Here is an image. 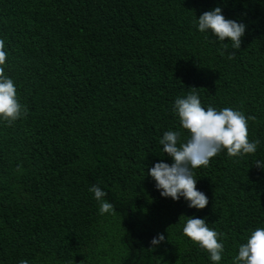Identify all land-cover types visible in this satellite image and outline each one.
<instances>
[{
  "label": "trees",
  "instance_id": "obj_1",
  "mask_svg": "<svg viewBox=\"0 0 264 264\" xmlns=\"http://www.w3.org/2000/svg\"><path fill=\"white\" fill-rule=\"evenodd\" d=\"M216 7L246 25L239 50L198 30ZM0 39L28 109L10 126L0 117V264H234L264 227V0H0ZM191 87L205 110L254 116L260 142L193 170L201 210L148 175L173 162L164 132L190 136L173 105ZM93 184L114 213L100 214ZM190 217L221 234V261L184 235Z\"/></svg>",
  "mask_w": 264,
  "mask_h": 264
},
{
  "label": "clouds",
  "instance_id": "obj_2",
  "mask_svg": "<svg viewBox=\"0 0 264 264\" xmlns=\"http://www.w3.org/2000/svg\"><path fill=\"white\" fill-rule=\"evenodd\" d=\"M246 25L236 20L226 19L222 9L216 7L205 11L198 18L200 32L211 31L221 42L225 38L231 41L232 49L239 50ZM227 49L228 45H224ZM235 55L233 51L229 58ZM7 53L5 41L0 39V117L10 126L17 119L27 115L26 106L18 102L14 81L5 74ZM185 97H177L173 112L178 114L183 129L190 134L186 142L180 143L179 131L164 132L159 143L163 152L172 158V163L163 161L155 163L148 171L155 181V187L162 197L179 200L183 197L191 208L204 209L209 203L208 197L196 188L197 178L194 169L208 167L210 159L226 149L229 157H243L253 154L260 143L259 140L249 142L248 121L254 116L245 115L231 108L216 110L211 105L205 110L201 105L196 87H191ZM257 167L264 168V159H256ZM89 192L100 202L99 212L114 213L115 206L104 200L107 192L93 184ZM183 233L200 248L206 251L211 261L219 262L224 252V244L218 239L221 235L210 229L205 219L190 217L183 227ZM165 240L163 234H158L151 241L153 246ZM234 264H264V227H258L247 238V242L239 245L238 254L233 258ZM19 264H28L21 260Z\"/></svg>",
  "mask_w": 264,
  "mask_h": 264
}]
</instances>
